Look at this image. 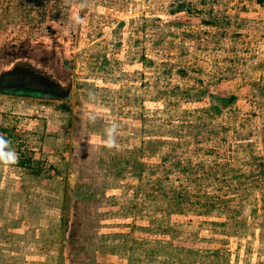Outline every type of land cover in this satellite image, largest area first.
Segmentation results:
<instances>
[{
	"label": "rangeland",
	"instance_id": "374dc122",
	"mask_svg": "<svg viewBox=\"0 0 264 264\" xmlns=\"http://www.w3.org/2000/svg\"><path fill=\"white\" fill-rule=\"evenodd\" d=\"M79 2L0 0V68L74 84L68 103L0 95L19 157L0 164V264H264L256 4Z\"/></svg>",
	"mask_w": 264,
	"mask_h": 264
},
{
	"label": "water",
	"instance_id": "95a60500",
	"mask_svg": "<svg viewBox=\"0 0 264 264\" xmlns=\"http://www.w3.org/2000/svg\"><path fill=\"white\" fill-rule=\"evenodd\" d=\"M62 63L74 70L69 60ZM0 95L68 103L74 97L73 78L63 81L52 68L22 56L0 68Z\"/></svg>",
	"mask_w": 264,
	"mask_h": 264
},
{
	"label": "clouds",
	"instance_id": "9594fccd",
	"mask_svg": "<svg viewBox=\"0 0 264 264\" xmlns=\"http://www.w3.org/2000/svg\"><path fill=\"white\" fill-rule=\"evenodd\" d=\"M66 3H70V0H65ZM78 7L83 10L87 7V0H80ZM69 19L75 24H84L86 17H81L80 15H71ZM89 99H94V94L89 93ZM99 119L98 113H89L88 121L90 124L95 125ZM119 135V124L116 121H111L108 126L104 128V140L103 144L108 149H113L117 147V137ZM18 153L15 150L13 142L5 136V134L0 133V164L3 165H13L18 162Z\"/></svg>",
	"mask_w": 264,
	"mask_h": 264
},
{
	"label": "crops",
	"instance_id": "0c3cea01",
	"mask_svg": "<svg viewBox=\"0 0 264 264\" xmlns=\"http://www.w3.org/2000/svg\"><path fill=\"white\" fill-rule=\"evenodd\" d=\"M255 4L258 7L257 12H253L255 10L252 11V9L251 10L247 9L248 11H247V13H245V16L251 18L252 20H255V18H256V20H258V23H259L258 25H261L259 27L262 28L261 30L264 31V12H263L264 9L262 10V5L264 6V0H252V5H255ZM256 13H258L259 15L257 16ZM253 14H255L256 16H254ZM261 17H263V18H261ZM260 34H261V38H262V36L264 37V32L260 33ZM263 43H264V39H263ZM261 49H263V50H261ZM258 61H259V65L261 64V66L264 67V44H262L260 47L259 60Z\"/></svg>",
	"mask_w": 264,
	"mask_h": 264
}]
</instances>
